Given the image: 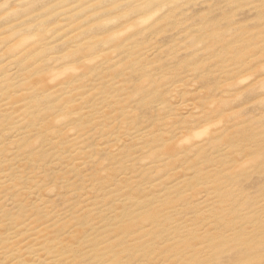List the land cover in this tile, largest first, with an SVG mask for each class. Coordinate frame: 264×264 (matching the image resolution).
Returning <instances> with one entry per match:
<instances>
[{"label":"rangeland","instance_id":"374dc122","mask_svg":"<svg viewBox=\"0 0 264 264\" xmlns=\"http://www.w3.org/2000/svg\"><path fill=\"white\" fill-rule=\"evenodd\" d=\"M0 264H264V0H0Z\"/></svg>","mask_w":264,"mask_h":264}]
</instances>
